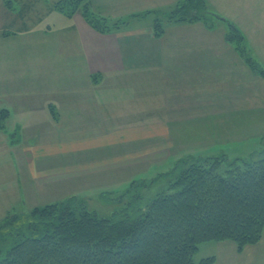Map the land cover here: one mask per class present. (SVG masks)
<instances>
[{"label": "crops", "instance_id": "1", "mask_svg": "<svg viewBox=\"0 0 264 264\" xmlns=\"http://www.w3.org/2000/svg\"><path fill=\"white\" fill-rule=\"evenodd\" d=\"M130 1L126 0V5ZM179 1L133 0V5L137 6L133 9V16L139 14L137 16L142 17L144 11L172 6ZM207 1L215 11L226 17L229 10L243 14L242 11L249 3L248 0ZM254 2L255 15L258 17L264 12V3L262 0ZM0 13L2 15V10ZM55 13L50 15L54 19L58 18V22L63 25L53 26L52 23L48 27L39 28L37 32L33 29L28 32L27 27H23V31H20L22 34L27 32V38L34 32L35 42L32 45L35 46L31 50L50 56L47 63H44L45 59H40L34 65L33 72L29 70L32 63L23 57L30 54L29 49H22L25 53L19 55L22 58L20 60L11 45L0 42V108H7L10 112L5 129L0 130L3 135L1 139L14 147V139L11 138L14 133L7 132L8 124L15 132L29 131L31 137L27 141L33 144L24 145L22 153H18L21 158L24 157L20 169L25 170L24 163L28 161L30 171L27 168L25 171L31 175L39 190L71 183L79 185L89 176L104 171L99 166L108 160V156L99 159L98 156L85 154L88 146H97L104 138H108L111 144L125 140L133 142L132 148L125 155L118 153L112 161L108 160L116 164L109 170L118 169L121 157H127L123 161L134 163L138 157L152 156L151 153L157 150L184 146L187 138H192V145L200 140L202 142L198 135H193L194 131H199L200 118H191L189 126L183 127L178 117L182 116V108L185 110L188 105L184 98L192 99L190 94L201 89L198 66L209 68L226 62L231 71H236L234 65L242 66V61L231 55L230 46L225 42L219 43L222 44V48L219 47L222 56L217 59L214 30L196 20L170 21V27L165 28L161 36L155 35L154 22L134 30L128 29V26L110 33H101L92 28L81 14L68 17L61 13V16H57L59 13ZM253 24L255 39L249 33L252 37L250 43L256 58L264 66V20L257 19ZM34 26L36 29L40 24ZM1 31L0 40L4 41L6 37H2ZM64 31L75 34L74 50L78 49L82 58L84 56L89 61L92 71L88 70L87 78H83V63L78 68H67L59 74L52 69L55 65L50 61L55 60L53 56L59 55L55 52L65 50L64 39L68 35H64ZM58 32L62 33L60 41L52 44L48 35ZM39 34L46 37H36ZM66 46L71 49V46ZM226 56L230 59L224 58ZM71 59L69 56L62 62L68 66ZM207 71L205 74L209 75L210 69ZM98 73L102 77H96V81H93L92 75ZM88 81L94 86H83ZM118 107L123 108L124 112L119 113L116 109ZM191 107L192 104L189 109ZM127 113L134 117L131 121L133 123L120 125L119 115ZM194 113L191 111L189 114ZM120 131L121 136L118 134ZM88 132L95 134L83 135ZM124 132L129 134L125 135ZM154 137L156 141L151 140Z\"/></svg>", "mask_w": 264, "mask_h": 264}, {"label": "rangeland", "instance_id": "2", "mask_svg": "<svg viewBox=\"0 0 264 264\" xmlns=\"http://www.w3.org/2000/svg\"><path fill=\"white\" fill-rule=\"evenodd\" d=\"M58 0H1L0 10V30L2 37H6L4 44L11 45V49L15 50L18 54V58L22 60L21 56L25 52L22 49H29V55L23 56L29 63H32V67L29 69L31 72L35 70L34 65L38 63L40 59H45L44 63H47V59L50 60V56L46 53H39L31 50L34 44V32H37L41 27H48L49 24L63 25L58 22V18H53L50 15L52 12H57V16L64 14L63 12L54 9V4ZM249 3L245 6L243 14H239L234 10H229L227 16L215 11L214 7L210 6L211 12L222 15L224 19H228L235 24L242 33L245 34L247 41H249V54L254 57V60L258 59L253 51L254 47L251 46L250 41L252 37L249 33L254 35V24L257 19H262L264 12L260 13L258 17L255 15V0H248ZM126 0H93L91 10L100 17L104 15L109 18V22H114L116 19H122L124 22L120 25L119 29L131 30L138 29V26H145L153 24L156 18L163 19L164 28H169L167 15L171 9L177 4L172 6H162L156 11L145 12L142 17L134 15L133 9L137 6L133 5V0L126 5ZM253 2V3H250ZM264 3V0H262ZM150 5V4H149ZM248 6V11H247ZM149 7V6H147ZM155 9V8H151ZM6 12V13H5ZM135 12V11H134ZM5 13V14H4ZM61 13V14H60ZM77 14V13H76ZM80 14V13H78ZM66 15V14H64ZM68 16V15H66ZM74 16V15H73ZM69 17V16H68ZM231 17V18H230ZM212 27H208L214 30V36L216 41L217 59L222 55V49L219 51V47L222 48V44L226 43L230 46L231 55L239 58L242 61L241 65H234L231 71L229 64L226 62L219 63L218 65H211L209 68L206 66H198L200 70V87L199 91L190 94V97H185L187 107L181 111L182 116H178L180 123L183 127L189 126L191 118H200L199 131H194V136L198 135L199 139H202L195 145L191 144L192 138L185 139V145L181 147L174 146L171 149L157 150L152 152L151 155H143L138 157L136 162L123 161L127 159L121 157L118 164V169L109 170L110 167H115L116 164L109 163L116 155H125L127 151L132 148L133 142L117 141L110 143L108 138H104L103 142L99 145L88 146L86 153L89 156L102 159L108 156V160L99 166V169L103 168L104 171L98 172L97 175L89 176L83 183L79 185L75 183L68 184L67 186L51 187L47 190H39L31 178V175L27 173L26 168L30 171L28 161H25V170H21L23 166L22 158L18 153H22L21 149L24 145L32 141H27L31 136L29 131H14L9 128L7 131L9 134H13L11 137L14 139L13 145L5 143L3 135L0 133V223L11 214L17 213L21 218L29 217L35 206H43L50 202L64 200L71 196H77L83 201L85 205L91 210L96 211L100 216L120 219L123 217L122 211H127L131 214L145 202L157 196L158 193L165 191L168 188L170 181L188 165L187 161H191V158L195 156H220L227 154L231 159L236 157H249L264 155V66L259 64V70L252 69L240 56L239 51L235 48L234 44H231L227 40L228 25L222 19L212 18ZM57 22V23H55ZM26 25H24V24ZM39 27L35 29L37 25ZM23 27L33 29L34 32L30 38H27V32L23 33ZM210 30V31H211ZM61 32L49 34V41L52 44L58 43L61 38ZM64 35H68V38L64 39L65 50H60L55 53H59L54 61H50L55 67H52L54 73L59 74L65 69L78 68L83 63V78L89 75L91 70L90 64L87 58H82L78 49L75 51L76 40H74L75 34L71 31H64ZM222 35V38H221ZM71 38H70V37ZM40 39H44V35H36ZM255 39V35H254ZM256 41V40H255ZM46 43V42H45ZM255 43V42H254ZM18 45L20 48H18ZM37 45V44H36ZM66 45L71 46L67 47ZM30 46V48H28ZM21 52V53H20ZM27 53V52H26ZM81 55V56H79ZM72 59L67 63L68 66L62 62L67 57ZM49 57V58H48ZM230 59V57H224ZM84 59H86L84 61ZM18 61V60H16ZM236 66V68H235ZM210 69V74L206 75ZM89 70V72H88ZM92 71V70H91ZM47 72V70H46ZM61 72V73H62ZM94 74V73H92ZM93 77H102L101 73L92 75ZM90 80V79H85ZM96 81V78H93ZM92 85V83H84L83 86ZM106 85V84H102ZM94 86V84L92 85ZM84 90V89H83ZM7 102V101H6ZM5 102V103H6ZM112 102H110L111 105ZM192 104L191 109H189ZM119 113H123L124 110L121 107L116 108ZM191 111L194 114H189ZM211 114V116H209ZM121 120L120 125L131 124L133 116L127 114L119 115ZM16 117V116H13ZM91 131V130H89ZM133 133V132H131ZM185 132V136H186ZM4 134V133H3ZM28 134V135H26ZM95 132H88L83 134L85 136L94 135ZM120 136L122 132L118 133ZM125 135L129 133L124 132ZM116 135V134H115ZM114 135V136H115ZM2 136V137H1ZM196 138V137H195ZM121 139V138H120ZM119 140V139H118ZM156 141L154 137L151 139ZM18 143V144H17ZM201 143L205 145H201ZM174 148V149H173ZM160 155V156H159ZM109 166V167H108ZM77 182H79L77 180ZM134 208H130V205ZM236 244L232 241H224L222 243H216V241L202 243L198 251L194 255L195 261L198 263L202 258L215 255L216 263L213 264H264V233L262 239L253 245L245 246L242 251L237 250V247H233Z\"/></svg>", "mask_w": 264, "mask_h": 264}, {"label": "trees", "instance_id": "3", "mask_svg": "<svg viewBox=\"0 0 264 264\" xmlns=\"http://www.w3.org/2000/svg\"><path fill=\"white\" fill-rule=\"evenodd\" d=\"M92 1L58 0L54 9L69 17L80 13L101 33L120 28L122 19L97 16ZM221 16L207 0H181L167 20H202L212 27V18L222 19L227 40L260 71L245 34ZM162 23L155 19L156 36L164 33ZM9 113L0 108V130ZM187 163L165 191L133 214L122 211L120 219L100 216L77 196L36 206L29 217L8 215L0 223V264H213L215 255L195 261L202 243L232 241L238 251L258 243L264 233V155L195 156Z\"/></svg>", "mask_w": 264, "mask_h": 264}]
</instances>
